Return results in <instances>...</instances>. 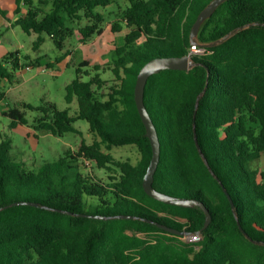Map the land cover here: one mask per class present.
Instances as JSON below:
<instances>
[{"label": "trees", "instance_id": "obj_1", "mask_svg": "<svg viewBox=\"0 0 264 264\" xmlns=\"http://www.w3.org/2000/svg\"><path fill=\"white\" fill-rule=\"evenodd\" d=\"M212 1L126 0L119 22L111 26L115 33L123 23L127 33L108 64L113 80L105 96L104 68L82 61L65 88V102L77 103L73 115L49 102L2 112L9 129L27 125L28 110L38 113L35 131L61 138L78 134L73 124L82 120L96 139L31 170L11 157L10 137H0V264H264V173L252 166L264 160V0L220 4L201 23L195 49L202 53L194 54L191 29ZM14 2L12 25L38 35L35 48L46 35L58 50L74 34L66 20L87 21L78 33L88 42L104 29V18L95 10L111 4ZM0 16L7 20L1 8ZM245 26L214 47L205 46ZM185 55L195 64L191 70H164L145 85L144 105L160 143L152 187L201 202L210 214L205 229L200 208L164 204L142 188L151 147L134 103L136 77L152 59ZM24 60L18 51L1 58L0 101L2 80L11 83L18 71L38 67L37 60ZM124 146L135 147V164L109 152ZM93 165L108 174L105 181L91 174ZM162 227L200 232V240L184 243L181 235Z\"/></svg>", "mask_w": 264, "mask_h": 264}, {"label": "rangeland", "instance_id": "obj_2", "mask_svg": "<svg viewBox=\"0 0 264 264\" xmlns=\"http://www.w3.org/2000/svg\"><path fill=\"white\" fill-rule=\"evenodd\" d=\"M33 1L38 2V0ZM126 6V0H111V4L106 8H97L95 11L104 18L103 33L88 42H82L81 35L78 33V27L87 24V21L73 23L66 20V25L73 28L74 34L65 42L62 50H58L46 35L42 36L43 43L35 48L34 44L38 35L26 34L16 25L7 28V22L0 16V45L4 51H18L22 62H25V57L28 61L37 60L38 62L36 68L26 67L18 71L11 83L6 80L1 82V90L5 98L0 101V137L5 135L10 137L11 157L16 161H21L27 169L36 170L45 163L54 162L66 150L75 151L81 141L91 144L96 136L89 130L88 123L82 120L73 124L78 134L67 133L61 138L35 131L32 124L38 113L28 110L25 111L28 124L9 129L10 121L2 115V112L22 103L39 107L49 102L54 104L58 110H68V113L73 115L77 111V103L75 100L71 104L65 102V88L76 77L75 69L82 61L90 62V66L98 64L104 68L100 73L106 82L101 91L105 96L113 80L108 64L111 63L114 50L121 46L123 37L127 33V28L123 23L120 31L115 33L111 30V26L114 22H119L120 12ZM48 7L45 5L42 8L46 11ZM0 8L6 12V17L13 23L15 8L13 0H0ZM192 52L199 54L202 50L192 49ZM82 70L86 69L82 68ZM87 80L88 77L82 75V81ZM109 152L115 159L129 160L133 164L139 159L135 147L131 146L114 147ZM252 166L264 173L263 158ZM91 174L104 181L108 175L104 170L95 168L94 165ZM185 238L186 236L182 234L181 239Z\"/></svg>", "mask_w": 264, "mask_h": 264}, {"label": "water", "instance_id": "obj_3", "mask_svg": "<svg viewBox=\"0 0 264 264\" xmlns=\"http://www.w3.org/2000/svg\"><path fill=\"white\" fill-rule=\"evenodd\" d=\"M225 1L226 0H213L198 15V17H197V19H196V21H195V23L191 29V32H190V44L192 46V49H195V47H196L195 40H196L198 29H199L201 23L205 19L210 17L212 15V13L215 11V9ZM247 27L248 26L233 30L232 32H230L229 34L224 36L222 39H220L216 42L207 44L205 46L214 47V46L220 44L221 42L225 41L226 39H228L232 35H234L236 32H238L242 29H245ZM194 65L195 64L193 63L192 59L190 58V55H185V56H181V57L155 58V59L148 61L146 64H144L141 67V69L139 70V72L137 74L136 83L134 86V103H135L139 118H140V120H141V122L145 128V137L149 140L150 147H151V159H150L149 165L146 169V173H145L143 180H142V188H143L144 192L149 197L153 198L154 200H157V201L162 202V203L167 204V205L177 206V207H181V208H192V207L200 208L205 214V222H204V226H203V229H205L209 225L210 214L208 213V211L205 209V207L203 206V204L201 202L196 201V200L177 198V197H172V196H169L166 194H162L160 192H157L152 187L153 176H154V173L156 171V168H157V165L159 162V157H160V143H159V139H158L156 129H155V127L152 123V120H151V118H150V116H149V114L145 108L144 100H143L145 85H146L148 78L151 75L157 74V73L164 71V70H179V71L188 72L189 70H191L193 68ZM202 94L203 93H201L200 96ZM197 106L198 105L196 103V108H197ZM193 127H194V125H193ZM193 137H194V143H195L196 149H197L198 153L200 154V156L202 157L204 163L206 164V160L204 159V157L202 155V152H201L200 147L198 145L196 134H195L194 130H193ZM223 191H224V193H225V195L229 201V204H230V207H231L233 214H235L234 205L232 203L230 196L227 194V192L224 188H223ZM79 216H85V217L94 218V219H104L101 216H90V215H79ZM126 218H131V217H126ZM162 228L166 232H169L171 234L182 235L181 232L175 231L173 229H168L165 227H162ZM238 228L241 231V233L248 240H251L249 237L246 236L245 232L243 231V229L241 228L239 223H238ZM196 234L200 235V232H196Z\"/></svg>", "mask_w": 264, "mask_h": 264}, {"label": "built area", "instance_id": "obj_4", "mask_svg": "<svg viewBox=\"0 0 264 264\" xmlns=\"http://www.w3.org/2000/svg\"><path fill=\"white\" fill-rule=\"evenodd\" d=\"M184 236H186V238L184 240L181 239L184 243H197L200 240V235L196 233H184Z\"/></svg>", "mask_w": 264, "mask_h": 264}, {"label": "crops", "instance_id": "obj_5", "mask_svg": "<svg viewBox=\"0 0 264 264\" xmlns=\"http://www.w3.org/2000/svg\"><path fill=\"white\" fill-rule=\"evenodd\" d=\"M13 2H14V0H13ZM14 6H15V2H14ZM15 8H16V6H15ZM15 8H14V10H15ZM14 10H13V14H14ZM7 18V17H6ZM17 18L15 17V15H14V21L16 20ZM5 20V19H4ZM6 22H7V28L8 27H13V25H12V22H10V19H8L7 18V20H5ZM12 52H14V51H12ZM8 53V51H4V49H3V47L0 45V59L4 56V55H6Z\"/></svg>", "mask_w": 264, "mask_h": 264}]
</instances>
